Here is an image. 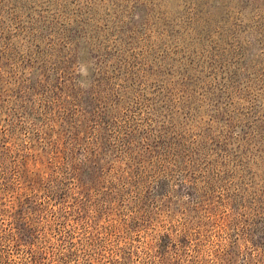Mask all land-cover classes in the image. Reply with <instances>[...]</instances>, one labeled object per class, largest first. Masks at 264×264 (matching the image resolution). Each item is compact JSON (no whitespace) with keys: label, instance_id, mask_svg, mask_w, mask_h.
Returning a JSON list of instances; mask_svg holds the SVG:
<instances>
[{"label":"rangeland","instance_id":"obj_1","mask_svg":"<svg viewBox=\"0 0 264 264\" xmlns=\"http://www.w3.org/2000/svg\"><path fill=\"white\" fill-rule=\"evenodd\" d=\"M85 231L264 264V0H0V264Z\"/></svg>","mask_w":264,"mask_h":264},{"label":"trees","instance_id":"obj_2","mask_svg":"<svg viewBox=\"0 0 264 264\" xmlns=\"http://www.w3.org/2000/svg\"><path fill=\"white\" fill-rule=\"evenodd\" d=\"M68 226V236L73 238L77 232L76 227L70 223H68ZM87 232L89 231L82 232L80 247H73L74 245L71 243L65 255L68 259H65V257L59 258L61 264H79L80 261L86 264H95V262L106 264V260L102 261L103 259H108L107 261L109 264H118L117 251L114 252V250L106 244L107 240L112 237L111 233L105 231L104 235L101 237V235H99L101 232L99 231H95V233L90 232L86 235Z\"/></svg>","mask_w":264,"mask_h":264},{"label":"clouds","instance_id":"obj_3","mask_svg":"<svg viewBox=\"0 0 264 264\" xmlns=\"http://www.w3.org/2000/svg\"><path fill=\"white\" fill-rule=\"evenodd\" d=\"M79 72H80L81 75H83V76H87V75H88V69H87V66L84 65V64H81L80 69H79ZM82 86H86V85H84V84L82 83Z\"/></svg>","mask_w":264,"mask_h":264}]
</instances>
